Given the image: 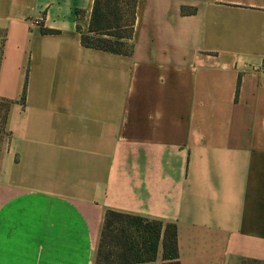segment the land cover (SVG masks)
Instances as JSON below:
<instances>
[{
  "label": "crops",
  "instance_id": "1",
  "mask_svg": "<svg viewBox=\"0 0 264 264\" xmlns=\"http://www.w3.org/2000/svg\"><path fill=\"white\" fill-rule=\"evenodd\" d=\"M93 6L0 0V264H95L108 210L264 262V0H135L129 54L82 43Z\"/></svg>",
  "mask_w": 264,
  "mask_h": 264
},
{
  "label": "trees",
  "instance_id": "2",
  "mask_svg": "<svg viewBox=\"0 0 264 264\" xmlns=\"http://www.w3.org/2000/svg\"><path fill=\"white\" fill-rule=\"evenodd\" d=\"M134 9L135 0H94L90 33L82 35V43L116 54H129ZM160 243L163 264H180L176 224L108 210L95 264H154ZM247 262L264 264L256 260H242L240 264Z\"/></svg>",
  "mask_w": 264,
  "mask_h": 264
},
{
  "label": "rangeland",
  "instance_id": "3",
  "mask_svg": "<svg viewBox=\"0 0 264 264\" xmlns=\"http://www.w3.org/2000/svg\"><path fill=\"white\" fill-rule=\"evenodd\" d=\"M127 14L129 13L127 12ZM127 18H128V15H127ZM7 109H8L7 103L0 100V159L2 156L3 149L5 147V144L7 143L9 139V133L6 127ZM247 264H252V263L247 262Z\"/></svg>",
  "mask_w": 264,
  "mask_h": 264
},
{
  "label": "built area",
  "instance_id": "4",
  "mask_svg": "<svg viewBox=\"0 0 264 264\" xmlns=\"http://www.w3.org/2000/svg\"><path fill=\"white\" fill-rule=\"evenodd\" d=\"M33 23L36 24V25L42 24V18L34 19ZM261 70L264 71V57H263V66L261 67Z\"/></svg>",
  "mask_w": 264,
  "mask_h": 264
}]
</instances>
